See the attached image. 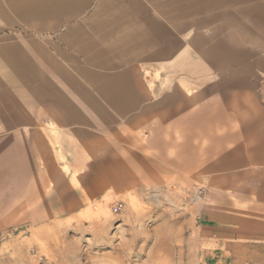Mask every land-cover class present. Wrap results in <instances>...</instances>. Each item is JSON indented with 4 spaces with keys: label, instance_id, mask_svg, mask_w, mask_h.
Listing matches in <instances>:
<instances>
[{
    "label": "crops",
    "instance_id": "crops-1",
    "mask_svg": "<svg viewBox=\"0 0 264 264\" xmlns=\"http://www.w3.org/2000/svg\"><path fill=\"white\" fill-rule=\"evenodd\" d=\"M232 3L226 13L225 0H0V78L21 97L0 119L29 121L10 126L31 147L26 193L50 184L52 214L77 215L178 185L186 264H264V69L249 67L242 94L226 84L241 69L178 63L209 48L192 19H264ZM10 72L30 73V91Z\"/></svg>",
    "mask_w": 264,
    "mask_h": 264
},
{
    "label": "rangeland",
    "instance_id": "rangeland-1",
    "mask_svg": "<svg viewBox=\"0 0 264 264\" xmlns=\"http://www.w3.org/2000/svg\"><path fill=\"white\" fill-rule=\"evenodd\" d=\"M241 3L245 16L254 10L252 7L264 11V0ZM225 4L226 13L231 12L232 0H225ZM191 21L194 35H208L209 48L203 49L207 54L193 55L191 60L178 57V63L241 69L240 83L230 79L226 84H240L242 94H248L252 88L249 67L264 69V19ZM186 26L178 24L180 28ZM9 74L13 84L30 91L28 85L34 83L30 73L22 78L23 72L17 77L14 72ZM2 82L0 78V117H5L21 109V97L17 87L7 88ZM25 122L29 121L0 119V264H186L185 233L190 216L185 210L188 201L184 189L168 184L147 186L121 202L123 207L118 212H113V207L120 202L100 200L88 202L77 215L62 210L52 214L57 202L48 199L52 195L50 184L36 185L39 193H26L31 185L26 183L31 177L27 164L31 147L17 145L10 136V126ZM18 131L25 139L27 130ZM39 195L45 198H36ZM26 205L28 211L35 206L46 214L31 216Z\"/></svg>",
    "mask_w": 264,
    "mask_h": 264
},
{
    "label": "built area",
    "instance_id": "built-area-1",
    "mask_svg": "<svg viewBox=\"0 0 264 264\" xmlns=\"http://www.w3.org/2000/svg\"><path fill=\"white\" fill-rule=\"evenodd\" d=\"M123 207L122 203H118L113 207V212H118Z\"/></svg>",
    "mask_w": 264,
    "mask_h": 264
},
{
    "label": "bare ground",
    "instance_id": "bare-ground-1",
    "mask_svg": "<svg viewBox=\"0 0 264 264\" xmlns=\"http://www.w3.org/2000/svg\"><path fill=\"white\" fill-rule=\"evenodd\" d=\"M223 110V109H222ZM202 120V119H201ZM194 123V122H193ZM199 125V124H198ZM210 125V124H209ZM202 126V125H201ZM205 126V125H204ZM198 129V128H197ZM202 129H204V128H202ZM201 129V130H202ZM208 129H210V127L208 128ZM258 130V129H257ZM252 133V132H251ZM255 134V133H254ZM253 136V135H252ZM213 139H215V137L213 138ZM165 144V143H164Z\"/></svg>",
    "mask_w": 264,
    "mask_h": 264
}]
</instances>
